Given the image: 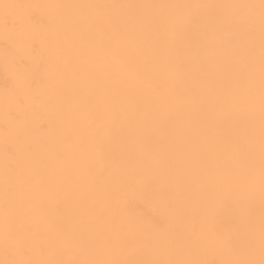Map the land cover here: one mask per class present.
Returning <instances> with one entry per match:
<instances>
[{
  "label": "snow or ice",
  "instance_id": "1",
  "mask_svg": "<svg viewBox=\"0 0 264 264\" xmlns=\"http://www.w3.org/2000/svg\"><path fill=\"white\" fill-rule=\"evenodd\" d=\"M0 7V264H264V0ZM20 108L54 134L34 140ZM117 136L128 162L106 163Z\"/></svg>",
  "mask_w": 264,
  "mask_h": 264
},
{
  "label": "bare ground",
  "instance_id": "2",
  "mask_svg": "<svg viewBox=\"0 0 264 264\" xmlns=\"http://www.w3.org/2000/svg\"><path fill=\"white\" fill-rule=\"evenodd\" d=\"M22 2L31 3H259V0H0V5L4 3L15 4ZM5 9L0 7V33H2V17ZM11 16L17 17L18 10L10 9ZM42 15V14H41ZM41 17L38 16L37 19ZM42 22V21H41ZM3 48L2 38H0V50ZM184 60L185 58H181ZM186 70L188 72H196V65L188 63L185 60ZM3 87V74L0 72V89ZM21 119L30 122V135L34 140L45 141L50 138L55 131V119L48 109H37L35 115L26 112L23 108L18 109ZM5 127L3 105L0 100V144L3 142V132ZM106 163H127L129 157L127 141L117 136L109 140L105 145ZM63 210L69 214L75 210L72 200L65 201L62 205ZM219 215L215 227L224 232L230 231L239 220V209L231 204H225L223 201L219 205ZM256 210L258 214L259 202H256ZM129 211L148 222L166 223L167 217L159 205L143 196L131 195V203ZM207 259L218 260L219 254L212 250L211 242H209V251Z\"/></svg>",
  "mask_w": 264,
  "mask_h": 264
}]
</instances>
